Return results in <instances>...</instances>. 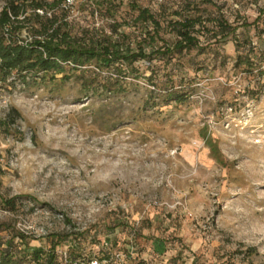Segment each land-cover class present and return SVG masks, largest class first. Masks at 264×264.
<instances>
[{
    "label": "rangeland",
    "instance_id": "1",
    "mask_svg": "<svg viewBox=\"0 0 264 264\" xmlns=\"http://www.w3.org/2000/svg\"><path fill=\"white\" fill-rule=\"evenodd\" d=\"M99 1L42 0L71 37L130 33L133 46L129 0L113 17ZM210 2L138 0L200 15L199 45L136 63L126 92L106 101L80 99L73 80L57 92L0 80V198L15 206L0 207L3 242L12 228L45 249L70 234L60 264L70 249L81 264H264V0ZM221 22L235 33L222 37ZM170 87L189 88L188 100L163 101Z\"/></svg>",
    "mask_w": 264,
    "mask_h": 264
},
{
    "label": "trees",
    "instance_id": "2",
    "mask_svg": "<svg viewBox=\"0 0 264 264\" xmlns=\"http://www.w3.org/2000/svg\"><path fill=\"white\" fill-rule=\"evenodd\" d=\"M201 1L211 4L210 0ZM122 3L123 0H101L98 5L106 6L105 14L113 17L114 9ZM128 5L136 12L133 27L134 32L139 33V40H135L133 46L129 41L126 43L130 33H123L116 40L97 30L88 39L71 37L62 32L54 17L47 16L46 4L42 0H8L0 11V80L15 76L25 90L47 86L52 88V92L60 91L73 80L79 88L80 99L99 98L106 101L126 92V78L139 74L136 63L146 60L150 66L156 59L170 63L198 47L195 26L201 23L202 18L194 15V11L189 12V7L167 14L165 8L152 13L138 0H129ZM186 5L189 6V3ZM37 10L43 11V14H38ZM119 26L113 23L114 33ZM249 26L244 23V27ZM219 27L222 37L236 31L224 22L219 23ZM23 28L29 31V40H19ZM247 64L250 73L257 66L251 58ZM104 71H111V76L103 77ZM58 75L61 77L57 78ZM151 77L147 81H151ZM188 89L166 88L163 101L182 104L188 100ZM147 100L146 104L150 102ZM0 207L14 210V200L0 198ZM8 228L9 225L0 224V230ZM11 231L12 236L5 242L0 236V264H60L56 249L70 235L52 234L50 246L45 249L42 246L29 247L24 233L14 228ZM15 239L19 242L17 245H14ZM103 256L106 260L110 259ZM76 258L74 250L70 249L64 264H81L75 262ZM126 259L132 260L130 256Z\"/></svg>",
    "mask_w": 264,
    "mask_h": 264
},
{
    "label": "built area",
    "instance_id": "3",
    "mask_svg": "<svg viewBox=\"0 0 264 264\" xmlns=\"http://www.w3.org/2000/svg\"><path fill=\"white\" fill-rule=\"evenodd\" d=\"M76 1H78V0H63L62 6L64 9H70L75 4ZM36 12L40 15L43 14V11H41V10H37ZM47 15H49V14L47 13Z\"/></svg>",
    "mask_w": 264,
    "mask_h": 264
}]
</instances>
